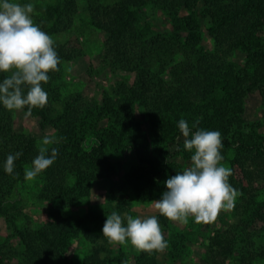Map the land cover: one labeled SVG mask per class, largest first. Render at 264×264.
Wrapping results in <instances>:
<instances>
[{
    "label": "trees",
    "instance_id": "1",
    "mask_svg": "<svg viewBox=\"0 0 264 264\" xmlns=\"http://www.w3.org/2000/svg\"><path fill=\"white\" fill-rule=\"evenodd\" d=\"M81 2L90 24L107 35L98 71L134 75V81L118 78L101 101L81 93L65 95V64L86 53L79 41L54 42L60 63L58 71L48 73V83L42 82L48 103L29 115L52 132L49 154L58 149L54 164L37 176L43 181L39 200L51 204L48 218L38 224L27 220L14 196L42 139L16 132L14 110L0 104V218L6 223L0 264H128L131 255L134 264H160L163 255L165 264H183L190 240L205 236L209 223L197 228L191 221L192 230L185 233L158 213L167 248L151 254L137 249L116 253L102 233L108 214L129 212V189L140 201L158 200L167 191L165 181L191 162L177 126L181 119L192 132L198 120V128L221 133V164L230 165L228 182L237 191L234 220L210 238L206 264L264 261V121L246 118L249 100L264 104V0H61L46 7L35 24L52 39L68 33ZM149 7L162 13L170 30H155L147 19ZM205 36L214 43L211 51L204 47ZM7 75L0 73V82ZM16 152L22 155L9 175L4 163ZM123 157L135 164L114 180L119 173L114 161ZM103 180L112 181L104 210L80 218L63 213L62 208L90 197L93 184ZM80 238L92 248L75 262L70 248Z\"/></svg>",
    "mask_w": 264,
    "mask_h": 264
},
{
    "label": "clouds",
    "instance_id": "2",
    "mask_svg": "<svg viewBox=\"0 0 264 264\" xmlns=\"http://www.w3.org/2000/svg\"><path fill=\"white\" fill-rule=\"evenodd\" d=\"M31 3L21 5L0 0V73L8 75L0 82V104L9 111L27 107L26 115L34 108H44L48 94L42 87L48 83V73L58 71L60 59L53 39L32 19ZM192 132L186 120L178 122L184 137V148L192 153L190 165L165 181L167 191L152 205L169 221L187 223L193 217L196 223L214 222L221 211L234 208L236 189L229 184L232 169L221 164L223 147L221 133L197 127ZM54 141L45 136L37 143L38 155L31 167L25 166V180L31 181L57 159L58 149L48 145ZM22 155L9 154L4 171L11 175L14 162ZM103 237L110 245L130 242L141 252H163L167 248L159 221L155 215L133 218L117 211L107 215L102 228ZM82 259V258H81ZM127 264V262H123Z\"/></svg>",
    "mask_w": 264,
    "mask_h": 264
},
{
    "label": "rangeland",
    "instance_id": "3",
    "mask_svg": "<svg viewBox=\"0 0 264 264\" xmlns=\"http://www.w3.org/2000/svg\"><path fill=\"white\" fill-rule=\"evenodd\" d=\"M61 0H10V2L19 3L21 5L31 3L34 7V13L32 19L36 23V18H41L44 15V10L49 5H55ZM105 4H113L117 0H101ZM147 19L155 26V30L159 32H167L168 25L165 17L159 10L149 7L146 10ZM106 33L93 27L90 24V15L86 10L84 2L79 4V12L75 18V25L73 30L68 33H62L53 37V41L57 44L66 43L67 41L73 42L79 41L85 50L86 57L73 62H67L65 64L64 74L61 80V84L64 89V94L81 93L82 95L95 100L101 101L103 97V91L109 90V87L118 80L126 78L129 83L134 81V75H126L122 72L114 73L113 71L106 69L98 71L100 62L102 59V51L104 47V41L106 39ZM204 47L207 50L214 49L213 41L207 36L204 37ZM241 54H237L234 57L235 60H239ZM89 70H92V76L87 77ZM15 113V130L19 133L30 134L37 139H43L45 136H51L52 132L49 130H43L40 126V120L26 115L25 110H14ZM142 113L138 112V118L142 120ZM246 118L252 122L264 121V104L259 99L249 100L246 108ZM264 130V128H263ZM118 167V175L114 180L121 179L135 164V160L132 157H123L122 160L114 161ZM184 168L188 167L190 163H183ZM225 167L230 168L229 164H222ZM74 178L73 181L74 182ZM113 180V181H114ZM112 186V181L103 180L93 184L91 196L84 198L76 206L69 208H62L65 215H70L74 218L83 217L90 210H104L108 205L109 190ZM43 187V181L38 177L31 181L26 180L18 189V194L14 197L18 198L20 203V209L25 213L27 220H31V223L38 224L44 219L48 218L51 204L39 200V193ZM127 198L130 200L132 206L128 212L133 218H147L148 216L157 215L158 211L152 205V202L140 201L137 199L134 191L129 189L127 191ZM236 202V198L234 204ZM233 209L229 211H221L214 222L209 223L205 229V236L196 235L191 241V236H188L190 240L189 250L185 253L182 263L183 264H206V246L209 244V240L213 237L218 230H225L227 224L234 220ZM194 225L197 228H201L205 223H196L193 217H188L187 223L173 222L174 227L177 230L189 232L192 230L190 225ZM195 227V228H196ZM194 228V229H195ZM6 231V223L0 218V236L4 235ZM194 232V230L192 231ZM92 246L84 239L80 238L72 243L70 248V258L72 261L78 262L86 256ZM112 248L118 253L119 250H126L127 252L134 254L136 248L131 245L130 242H126L124 245H113ZM160 264H165V257L160 256ZM128 264H134L133 256L129 258ZM255 264H264V261H257Z\"/></svg>",
    "mask_w": 264,
    "mask_h": 264
}]
</instances>
